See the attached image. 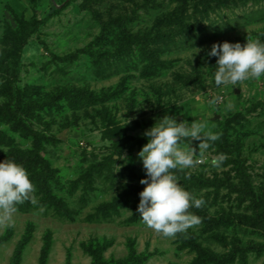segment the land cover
I'll use <instances>...</instances> for the list:
<instances>
[{
	"label": "rangeland",
	"instance_id": "obj_1",
	"mask_svg": "<svg viewBox=\"0 0 264 264\" xmlns=\"http://www.w3.org/2000/svg\"><path fill=\"white\" fill-rule=\"evenodd\" d=\"M34 16L39 25L13 68L5 60L17 18ZM247 37L264 43V1L0 0V77L14 80L10 92L0 83V104H14L47 137L44 155L67 188L60 196L79 213L71 221L46 210L18 211L12 226L0 228V264H203L182 247L180 233L165 238L142 220L131 222L133 198L110 220L88 222L101 206L144 189L138 153L148 142L145 131L166 115L202 122L219 135L203 163L175 174L205 201L200 209L236 216L238 227L224 234L245 251L235 264H264V230L245 219H259L255 213L264 209V76L218 87V57L207 55L215 43L243 46ZM1 132L19 148L33 147L11 125L0 123ZM117 133L140 141L116 144ZM199 143L192 142L197 152ZM221 154L223 164L213 167ZM189 231L203 248L227 254L221 235L202 220Z\"/></svg>",
	"mask_w": 264,
	"mask_h": 264
},
{
	"label": "clouds",
	"instance_id": "obj_2",
	"mask_svg": "<svg viewBox=\"0 0 264 264\" xmlns=\"http://www.w3.org/2000/svg\"><path fill=\"white\" fill-rule=\"evenodd\" d=\"M198 53L201 49L196 48ZM195 53V54H196ZM208 56L218 57L215 84L237 85L264 76V43L247 37V43H215ZM215 102V101H212ZM130 121H128L129 123ZM205 124L177 122L175 117L164 116L144 135L148 142L138 153L146 170L145 185L139 193L137 211L145 226L165 238H174L178 233L201 223L200 217L190 212L192 207L201 208L205 201L187 191L180 183L176 171L191 170L203 163L202 157L212 144L219 140L218 134L205 132ZM190 140V145L181 147V141ZM193 141H199L197 148ZM226 157L221 154L211 159V165L219 168ZM191 172L187 171L186 179ZM35 187L27 170L15 161L0 162V228L12 226L18 205L37 203ZM41 212L44 208L41 207Z\"/></svg>",
	"mask_w": 264,
	"mask_h": 264
},
{
	"label": "trees",
	"instance_id": "obj_3",
	"mask_svg": "<svg viewBox=\"0 0 264 264\" xmlns=\"http://www.w3.org/2000/svg\"><path fill=\"white\" fill-rule=\"evenodd\" d=\"M245 2H258L264 0H240ZM19 25L18 31L13 34L12 49L9 53V58L5 61H8L13 68L17 67L19 64V52L23 47L24 43L29 39V37L36 31L39 20L34 16L30 20H23L17 18ZM136 38V37H135ZM139 42H142L141 39H138ZM157 55V54H156ZM151 61L154 63L157 60L155 53H152ZM4 64L0 60V66ZM8 84H6V82ZM0 83H4L5 88L8 92L13 88L14 80L10 81L0 77ZM17 96H20L19 94ZM0 123L11 125V129L15 133H20L24 138H32L34 141L33 147L29 149H23L16 146V142L13 137L8 136L6 133H0V162H3L6 159L15 161L16 163L22 165L28 172L29 178L32 181L35 187V196L37 198V203L33 205L31 202H25L22 205H18V211L23 213H31L37 210H40L41 207L46 211H51L55 216L61 219H69L75 221L78 217V212L70 209L67 205L65 199L60 196V193L67 190L66 185L64 184L62 177L59 174V170L53 168L50 161L44 155L45 146L44 141H48L47 137L42 135L38 131H34L26 123L22 112L15 107L14 104H0ZM116 144H120L123 141H140L138 138H131L122 133L115 134ZM223 146V145H222ZM7 149V150H6ZM103 173V168L98 171V173ZM80 183L78 181L72 182L70 185V192L72 195L75 194V191L78 189ZM143 191L142 188H133L129 193L121 198V200L116 201L112 205L101 206L94 215L88 217V222L110 220L113 218L114 214H119L120 209L124 208L125 203H129L130 199H135V209L133 210L134 216L130 219L131 222L135 223L139 220L140 214L137 211L138 205L140 203L139 193ZM83 196V204L86 205V200ZM258 212L255 213L256 216H259V219H253L252 217H245L246 221L250 220V223L254 221V226L264 230V226L261 227V223H264V209L258 208ZM190 212L200 217L202 222L206 226V230L209 232H218L221 235V238H218L217 241L221 243L224 249L227 251V254H219L212 251L209 248H203L201 244L198 243L196 236L189 232H184L179 234V240L184 245L183 248H188L190 251L196 252L199 259L202 260L203 264H235L236 259L240 255H245L243 248L238 246L237 238L231 243H228L224 238V234L231 230H236V216L230 213H217L215 215L210 214L208 211L203 209H198L192 207ZM241 218V217H239ZM241 222V221H239ZM248 222V221H247ZM224 229V231H223ZM223 232L222 234L220 232ZM218 234V235H219ZM217 236V235H216ZM213 240L215 237L212 236Z\"/></svg>",
	"mask_w": 264,
	"mask_h": 264
}]
</instances>
